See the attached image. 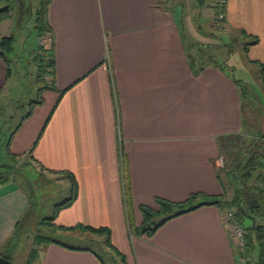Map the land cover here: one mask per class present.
Returning <instances> with one entry per match:
<instances>
[{
    "label": "crops",
    "instance_id": "crops-1",
    "mask_svg": "<svg viewBox=\"0 0 264 264\" xmlns=\"http://www.w3.org/2000/svg\"><path fill=\"white\" fill-rule=\"evenodd\" d=\"M182 5V0H51L49 31L41 35L52 39L43 50H53V74L45 83L54 90L39 94L40 105L31 103L30 117L23 116L13 130L5 154L61 184L69 182L63 172L71 173L77 196L53 222L65 240L35 245L31 264H102L91 245L105 246V237L81 226L108 229L111 245L125 258L121 264H239L223 220L227 208L219 205L172 218L152 236L138 232V207L158 211L156 198L183 204L198 195L194 205L222 195L229 200L218 169L223 159L232 168V157L246 151L251 136L242 131L240 96L226 74L210 64L197 73L189 69L180 31L185 15L174 12ZM197 5L203 8L205 0ZM208 7L211 20L213 4ZM3 23L0 34L8 37ZM222 25L245 40L248 65L260 71L262 82L264 0H227ZM8 66L0 57V95L10 78ZM124 167L134 234L124 206ZM18 176L0 184L3 255L26 212H33L19 182L29 179ZM65 191L63 199L69 187ZM21 227L19 234L26 228Z\"/></svg>",
    "mask_w": 264,
    "mask_h": 264
},
{
    "label": "rangeland",
    "instance_id": "rangeland-1",
    "mask_svg": "<svg viewBox=\"0 0 264 264\" xmlns=\"http://www.w3.org/2000/svg\"><path fill=\"white\" fill-rule=\"evenodd\" d=\"M205 3L206 6L198 8L197 0H182L181 7L174 6V12H179V14L184 12L185 15L183 22L180 23V31L188 52L186 62L187 65L190 63L193 65L190 64L189 69L197 71L203 58L207 64L214 65L219 70L222 69V72L233 84L234 80L240 81V85H234L240 96V104L243 99L247 100V110L243 113L245 123L242 124V131L247 134L251 133L250 139L246 140L248 145L257 132L264 135V84L261 82L260 71L256 67L248 65L243 52L245 40L239 35H235L237 33L232 35L225 31L223 25L218 26L212 19L210 20L211 9L208 5H214V2L205 0ZM10 5L9 17L4 23L2 22L1 28V32L12 36L14 42L12 52L6 54L10 78L0 95V172L5 170L3 165H14L20 170V174L29 179L31 188L27 189L28 192H31L33 212L29 213V220L25 223L26 228L22 234L11 241L4 254L10 258L11 264H26L30 250L36 245L34 237L37 232L49 234L54 240L64 239L62 234L52 232L49 226L42 225L41 218L50 215L54 205L63 200L69 182L65 179L66 182L61 184L59 180L52 178L47 173L40 175L33 168L24 169L21 167L23 165L8 159L5 154L10 134L22 117L28 113L31 103L39 99V90L43 83L38 79V65L47 54L40 51L39 46L44 49L50 45L47 41L49 36L44 37L40 34L36 21L40 0H11ZM40 53L44 55L40 56ZM237 154L236 158L232 157L231 164L240 161L245 156V151ZM24 161H28V159L25 158ZM221 167L219 168L221 171L218 169V173L224 186L225 195L230 200L238 188V182L232 176L230 165L226 166L225 159H223ZM19 182L26 188L21 180ZM249 224L250 221L247 219L242 222L243 227L249 226ZM134 233L135 231L132 230L131 234ZM91 248L101 256L104 264H121L120 259L102 243L93 244ZM254 254L256 255V253Z\"/></svg>",
    "mask_w": 264,
    "mask_h": 264
},
{
    "label": "trees",
    "instance_id": "trees-1",
    "mask_svg": "<svg viewBox=\"0 0 264 264\" xmlns=\"http://www.w3.org/2000/svg\"><path fill=\"white\" fill-rule=\"evenodd\" d=\"M51 0H40V7L36 13V21L38 25V29L40 30V34L49 31V26L46 22V14L47 8L50 4ZM11 0H0V9L4 6H8V10L4 12H0V23L8 19V13L10 10ZM198 4L204 6V0H198ZM214 9V7H213ZM225 11V9H224ZM216 10L214 9L215 13ZM14 42V38L12 36L4 37L0 34V57L4 59L7 63L6 54L12 52L13 47L12 44ZM257 40L254 39L251 44H256ZM52 46V44H51ZM40 51L46 52L40 46ZM247 45L244 46V52L247 51ZM52 48H50L46 53H49L50 56L41 60L40 65H38L39 73L38 79L43 83V86L39 90V94L44 92L45 90L52 89L53 87L45 83V78L47 76H51L53 74L54 67V58L52 54ZM191 66L192 63H190ZM194 64V63H193ZM197 68V73L202 71L205 64L204 59H201V63ZM9 67V66H8ZM260 69L262 72V83H264V65H260ZM195 70V69H194ZM222 70V69H220ZM10 72V68H8V73ZM234 84L240 85V81L234 80ZM246 92V90H245ZM42 103V99L39 97V100L33 102L35 105H40ZM247 100H242L241 111H242V124L245 123V119L243 118L244 111L247 110L246 106ZM30 112L26 114L24 118L30 117ZM258 133V132H257ZM12 134L8 139V143L10 142ZM30 154H28L29 157ZM9 158L11 160H17L14 156L9 154ZM31 158V157H30ZM16 162V161H15ZM5 170L0 172V184H4L8 181H16L17 179V166L14 165H3ZM232 176L238 182V188H236L233 197L230 200H225L223 197H216L215 199H211L210 202H204L198 205H194V200L198 197V195H191L189 199L183 204H175L169 201L156 198L154 201L157 204L159 210L153 211L152 209L146 206H139L138 209L142 215V224L140 225L138 232L142 235L152 236L154 232L169 221L172 218L178 217L182 214L191 212L203 205H219L222 210L225 208H231L234 211V219L236 223L242 227L245 233V248H244V256L247 258V264H264V188L262 184L264 183V135L255 134L253 139L248 143L245 151V156L233 164L232 166ZM66 174L69 180V193L68 196L61 200V202L54 205L53 210L50 215L41 218V224L49 226L50 230L54 232L55 226L53 222L57 216V214L72 205L77 196V183L71 173L63 172ZM20 174V173H19ZM26 190L27 188H31L30 182H25ZM222 187L223 183H222ZM123 188H124V206L126 208L127 213V225L129 232L135 229L132 217L130 215V207H131V196H130V186H129V178L126 173V169L124 167L123 172ZM29 193L30 201H31V192ZM222 198V199H221ZM32 207V205H31ZM32 210V208H31ZM28 212V213H27ZM24 218L20 221L18 225V230L14 233L11 240H9L6 244H10L16 237H19L20 227L24 226L27 220V216L30 211H27ZM157 218V221H155ZM244 219L250 221L249 226L243 227L242 222ZM21 227V228H22ZM84 231L90 232L91 234L97 236L105 237V246L110 249L115 256H117L122 263L125 262L124 256L117 251L110 243V232L106 228H93L87 226H81ZM34 243L36 245L43 243H56L60 244L56 240L52 239L49 234H39L35 236ZM8 244V245H9ZM64 246V245H62ZM99 260L104 263L101 256L92 252ZM256 253V255L254 254ZM37 253L33 250L30 253V261L28 264H31V261L34 259ZM0 256L7 258L9 257L0 253Z\"/></svg>",
    "mask_w": 264,
    "mask_h": 264
},
{
    "label": "built area",
    "instance_id": "built-area-1",
    "mask_svg": "<svg viewBox=\"0 0 264 264\" xmlns=\"http://www.w3.org/2000/svg\"><path fill=\"white\" fill-rule=\"evenodd\" d=\"M227 0H214V9L216 10L213 13L212 21L216 23V25L221 26L222 21L225 20V6ZM48 44H51L52 39L50 37L47 38ZM43 45V42H41ZM44 46V45H43ZM264 188V183L262 184ZM223 220L226 223L229 231L231 239L234 243L235 250L237 253V258L239 264H247L248 260L244 257V248H245V233L241 226H239L234 219V212L232 209L227 208L223 214Z\"/></svg>",
    "mask_w": 264,
    "mask_h": 264
},
{
    "label": "water",
    "instance_id": "water-1",
    "mask_svg": "<svg viewBox=\"0 0 264 264\" xmlns=\"http://www.w3.org/2000/svg\"><path fill=\"white\" fill-rule=\"evenodd\" d=\"M7 10H8V6H4L3 8L0 9V12H4ZM257 135H259V133H257ZM0 264H10V260L0 256Z\"/></svg>",
    "mask_w": 264,
    "mask_h": 264
}]
</instances>
